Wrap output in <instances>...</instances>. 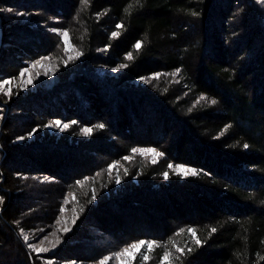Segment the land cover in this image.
Masks as SVG:
<instances>
[{"label": "trees", "instance_id": "obj_1", "mask_svg": "<svg viewBox=\"0 0 264 264\" xmlns=\"http://www.w3.org/2000/svg\"><path fill=\"white\" fill-rule=\"evenodd\" d=\"M35 1L46 5L45 9L42 5L36 9L32 0H0V76L16 72L9 63L12 54L36 57L43 53L41 44L53 43L41 28L28 27L25 22L31 20L19 21L17 17L16 23L11 22V13L4 11L37 10L60 17V8H48L50 2L46 0ZM71 1V8L78 5L75 10L80 20L75 26L87 55L94 56L103 41L114 50L130 41L140 47L132 52L128 68L117 76L91 69L81 71L82 64H68L61 69V78L53 89L18 95L6 102L4 130L0 131V191L4 196L0 264H44L21 236L20 228H32L41 217L26 201L30 197L25 190L27 181L20 176L40 173L55 178V182L46 184L45 192L59 196L65 186L79 182L78 174L98 172L113 160H122L141 142L134 132L146 116L141 115L145 109L142 102L154 107L147 114H163L165 131H174V135L165 137L161 130L157 138L148 136L144 143L160 149L162 157L155 162L137 156L122 160L125 169L119 171L118 186L107 171L95 177L98 200L89 199V194L84 197V210L71 238L89 237L81 235V230L84 234L93 229L98 231L93 239L106 241L105 237L111 236L117 244L155 239L159 245L148 264H154L155 259L158 262L167 251L175 253L177 264H264L263 1L160 0L167 6L164 17L173 31L170 38L149 26L162 16L156 0ZM239 2L246 8L242 22L247 23V29L237 39L240 46L230 48L222 39L232 41L230 21ZM107 7L118 9L112 23H119L121 32L113 39L109 37L108 17L101 18ZM34 18V23H39L45 17ZM217 29L223 36L215 39ZM216 40L220 46L214 45ZM256 40L260 45H255ZM247 54L253 56L244 60ZM145 55L164 59L187 81L162 76L158 81L140 83ZM104 93L109 97L113 119H108ZM215 109L222 110L228 119L222 122L212 113ZM50 119L73 125L59 138L47 135L33 143H12L19 122H28L26 127L31 128ZM80 127H88L91 132ZM107 138L114 140L111 150L105 148ZM53 149L60 155L78 150L86 155L87 163L93 164L83 165L76 172L54 171L55 166L45 157ZM93 155L102 156L105 162L99 166L91 160ZM171 163L188 164L196 173L183 176L168 167ZM149 194L162 211L163 224L151 219L152 227L126 229L121 221L107 218L108 204L114 202L118 211L126 207L134 214L137 208L146 206L140 197ZM50 204L51 208L57 205ZM146 210L144 214L151 216ZM4 249L7 256L1 257Z\"/></svg>", "mask_w": 264, "mask_h": 264}, {"label": "rangeland", "instance_id": "obj_2", "mask_svg": "<svg viewBox=\"0 0 264 264\" xmlns=\"http://www.w3.org/2000/svg\"><path fill=\"white\" fill-rule=\"evenodd\" d=\"M46 1L48 3L50 2V6H47L48 8L53 9L56 7L57 9L60 8V10H62L60 17L55 16L57 14L47 15L46 12L44 14V12L37 10L22 13L19 11L15 12L14 10H10V12H8L10 8L4 9L5 13H11L12 18L8 17L11 22L13 21L16 23L17 20L15 19L17 17L19 21L29 19L28 21L31 20L30 22H25L28 27L31 26L41 28V32H46V34H42L46 35L48 40H52L53 43L41 44L43 53H39L36 57L31 56L30 54L16 53L12 54L13 57L12 55L10 56V66L14 67L16 72L14 74H1L0 76V131L4 130L3 123L4 117L7 115V101L18 95H32L34 93L53 89L61 78V69L66 67L68 64L71 66L82 64L83 68L81 71L84 69H91L99 73L117 76L120 72L128 68L131 59H128L127 57L129 54H132L138 44L137 42L134 43L130 41L129 43L126 42L124 45L114 50L111 45L106 44V41H101L102 43H98L95 48L94 56H89L85 53L82 38L75 26V23L80 20V18L77 17L78 14H76L77 10H75L78 7L77 3L74 4L73 8H71V0ZM262 1L264 3V0ZM32 2L37 4V7H35L36 9H38L40 5L43 6H41L43 9L46 7L44 4H39L38 1L32 0ZM155 5L161 10L162 16L160 19L152 22L149 26L162 37L170 38L173 35V31L164 17L167 6L160 0H156ZM56 10L54 11L56 12ZM245 10L246 8L243 4L239 2L236 6L235 13L231 16L230 21V28L232 30L229 35L233 37L232 41L226 38L222 39L224 40V45L227 47L229 46L231 48L233 45L235 46V44L236 48L240 46V42H238L237 39H239L242 33H245L247 29V23L242 22ZM117 11L118 9L116 8L107 7L104 16H101L103 19L106 16L108 17L106 19V23L107 27H109V37L112 39L118 36L121 32V25L119 23H112L117 19ZM61 14H69L71 18H62ZM14 15L16 17H14ZM35 16L42 18L45 17L46 19L44 18L42 22L34 23ZM64 33H67L66 37ZM113 33H116V35L114 36ZM213 34H217L214 37L217 39V37H220L223 33L217 29L216 33L214 32ZM255 43L257 46L260 45V40H256ZM170 45L173 46L174 43H171ZM214 45L220 46L221 43L218 44L216 40V44ZM248 51L252 52V48ZM13 52L14 51H10V53ZM249 55L247 54L244 60H248L250 57L252 58L253 55L248 57ZM143 58L144 64L141 68L142 79L140 80V83L158 81L162 79V76L172 77L174 81H181L182 83L187 81L185 77L180 75L179 69H175V66L168 64L164 59L151 55H145ZM121 65H126V67L121 68ZM22 72L23 76H21ZM5 81L8 83H4ZM29 81H31V83H29ZM252 82L255 83V81ZM104 89L107 91L106 88ZM104 97L107 98L106 110L109 111V97H107V94H105ZM142 103L145 109L141 112V115L143 116V113H146V116L142 121V126L137 125L134 132V134L141 139V142L135 145L131 150V154L124 156L122 160L127 161L134 156H137L148 159L151 162H155L162 157L163 152L157 147L149 145V143H144V140L147 139L148 136L152 138L159 137L161 130H164L165 137H172L174 135V131H165L164 126L166 123L163 122L161 118L163 114H147L154 107L152 104L150 105L147 102ZM111 105L113 107V103H111ZM108 113V119H113V114H110V111ZM212 113L217 118L221 119L222 122H225L228 119L222 110L215 109ZM55 121H60L61 125L57 127L54 123ZM25 123V125L20 122L17 124V133L14 134L15 136L13 137H15V139L12 140V143H33V141L36 140H44L47 135L59 138L65 131L69 130L71 125H73L70 122L60 119H50L45 123L36 122V124L32 125L31 128L26 127L28 126V122ZM64 124H67L68 127L64 128ZM47 125H51V127H47ZM80 129L81 131H85V129L89 128L80 127ZM21 137H23V139H20ZM105 141V148L108 150L113 149V146L115 145L113 143L114 140H109L107 138ZM49 149H51V147ZM54 150L55 149L49 150L48 152L53 153L45 155V157L49 159L48 163L55 166V168L53 167L54 171H70V169H73V172H76L83 165L93 164L87 163L86 160L88 159L86 158V155L83 152L79 154L78 150H73V152L69 155H60ZM91 160L96 161L99 166L105 162L100 155L91 156ZM122 160H113L108 167L100 169L98 172H96L97 170H92V172L78 174L76 177L79 178V183L77 182L73 186L72 184L66 183L65 185L68 184V187L65 186V189L59 196H56L55 193L45 192L46 184L55 182V178L40 173L22 174L20 176L22 180L27 181H25V190L27 192V196L30 197L27 198L26 201L30 202L31 209L35 208L38 215L41 217L32 228H20L21 236L29 249H31L44 264H148L146 262L151 261V259L154 260L153 258L155 257L153 255H155V249L159 245L155 239L142 238L117 244L115 239L111 236H106V241L96 238L93 239V235L98 232L93 229L91 231H86L84 234H82L83 230H81V235H90L89 237L78 235L75 237L76 239L71 238L74 237L71 235L75 232L74 229L76 227L77 220L84 210V197L86 198L89 194V199L95 202L98 200V188L95 184L93 185V183L97 182L95 177L107 171L112 183L115 184V186H118L117 181H119V171L125 169V165H123L124 163ZM171 165H173L171 170L176 173H180L183 176L196 173V169L188 164L171 163ZM180 166H183V168ZM59 184L62 186V182H59ZM106 195L111 196L112 194L106 193ZM93 196L95 197L94 199ZM140 200L146 201L144 202L146 206L137 208L134 213L135 216L133 212H129L126 207L124 209L121 208L122 210L120 209L121 211H118L119 209L113 204L114 202H112V204H108L110 211L107 214V218L109 221H113L115 219L121 221V227L123 226L126 229H129L130 227H133L134 229H144L145 227L151 226L150 223H153L152 220H156L158 224H163L165 222L163 216L160 215V212L162 211L159 207L155 206L152 194L143 197L141 196ZM3 201L4 196L0 191V209ZM50 202H52L53 205L57 204L55 208L50 207ZM185 203L188 205L187 201H185ZM48 206L49 208L47 209ZM145 210L148 211L151 216L144 214ZM45 211L47 212L46 214H44ZM66 229L67 231H65ZM117 229L118 228H116L115 232H118ZM25 236L28 237L27 240H25ZM141 241H144L145 243L136 248L131 247L133 244H139ZM1 252V257L7 256L5 249L1 250ZM154 264H177V260H175V253H171L169 251L165 252L158 262H156L155 259Z\"/></svg>", "mask_w": 264, "mask_h": 264}, {"label": "snow or ice", "instance_id": "obj_3", "mask_svg": "<svg viewBox=\"0 0 264 264\" xmlns=\"http://www.w3.org/2000/svg\"><path fill=\"white\" fill-rule=\"evenodd\" d=\"M9 11H10V9H9ZM64 35H65V37H66V36H67V33H64ZM113 35L115 36L116 33H113ZM136 47L139 48V47H140V44H137ZM127 58H128V59H131V54H129ZM120 67L123 68V67H126V65H121ZM21 76H23V72L21 73ZM4 83H8V82L5 81ZM29 83H31V81H29ZM212 103H215V101L213 100ZM54 123H55V125H56L57 127H59V126L61 125V122H60V121H55ZM73 123H75V122H73ZM47 127H51V125H47ZM63 127H64V128H67L68 125H67V124H64ZM99 127L103 128L104 125H99ZM85 131H86V132H91V129H85ZM30 135H31V133H30ZM20 139H23V137H21ZM245 147H247V145H245ZM168 167L171 168V167H173V165L169 164ZM180 167L183 168V166H180ZM193 171H194V170H193ZM164 175H165V177H167V173H165ZM117 182H119V181H117ZM78 183H79V182H78ZM94 198H95V197L93 196V199H94ZM65 231H67V229H66ZM193 234H195V233H193ZM27 239H28V237L25 236V240H27ZM144 243H145L144 241H141V242H139V244H133L131 247L136 248V247H139L140 245H143ZM178 251H182V250L178 249ZM166 255H167V254H166ZM145 258H146V257H145Z\"/></svg>", "mask_w": 264, "mask_h": 264}]
</instances>
